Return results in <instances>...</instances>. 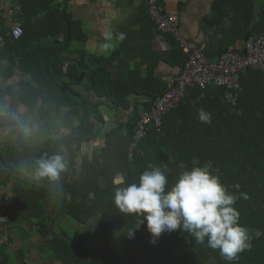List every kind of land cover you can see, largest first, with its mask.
I'll return each instance as SVG.
<instances>
[{
  "label": "crops",
  "instance_id": "0c3cea01",
  "mask_svg": "<svg viewBox=\"0 0 264 264\" xmlns=\"http://www.w3.org/2000/svg\"><path fill=\"white\" fill-rule=\"evenodd\" d=\"M52 1V7L64 10L71 22L78 25L77 30L81 31L83 39L71 40L62 53H49L47 49L44 53L38 47V52L42 53H26V74L19 70L18 56L14 57L12 67L7 61H0V90L8 92L4 97L3 111H0L3 120H0V154H3L0 155V167L16 178L33 183L35 180L22 175L18 166L3 163L2 159L7 160L4 148L16 145L23 134L29 138L43 135L51 141L73 135L60 148L66 164L72 162L76 175L81 172L85 160L95 164L103 173L100 186L110 187L113 193L116 185L127 184L131 166L127 158V134L134 109L137 108L138 114L147 111V103L173 86L181 72L183 56L171 36L158 37L144 0ZM229 1L162 0L160 5L167 15L178 20L181 36L201 47L207 60L216 63L223 50L228 48L243 55L244 42L255 34L250 36L246 31L241 38L227 44L233 15L225 14L224 8L215 5L225 3L226 6ZM252 4L255 25L264 16V0H252ZM50 29L41 19H26V31L33 43L64 42L62 33L49 35ZM109 30L125 33V40L110 55H101L99 44L104 42L103 35ZM102 66L106 68L110 81L128 91L124 98L127 107L116 105L101 87L95 88L90 75L95 68ZM61 83L67 84L66 91L61 88ZM21 84L26 85V106L20 102ZM58 101H67L69 105L61 107L56 104ZM21 118L25 127L14 144L18 135L14 125H21ZM73 133L90 137L78 140ZM41 147L39 142L35 150L38 152ZM16 184L12 180L0 185V207L5 209L7 216V242L1 248V264H61L53 255L50 237L42 233V227L48 226L52 236L60 237L64 236L60 233H65L64 237L77 245L86 242L88 228L61 214V210L52 230L49 228L61 202V193L53 188H60L59 185L37 182L59 193L60 202L55 211L44 201L34 200L23 211L14 192ZM21 185L25 187V184ZM26 188L30 187L26 185ZM38 209H41L39 214Z\"/></svg>",
  "mask_w": 264,
  "mask_h": 264
},
{
  "label": "trees",
  "instance_id": "16d2710c",
  "mask_svg": "<svg viewBox=\"0 0 264 264\" xmlns=\"http://www.w3.org/2000/svg\"><path fill=\"white\" fill-rule=\"evenodd\" d=\"M52 2L19 0L21 10L19 20L24 32L17 41L9 37L5 21L0 17V33L4 37L0 61H7L12 67L14 57L18 56L19 70L26 74V53H42L38 52V48L44 53H47L46 49L50 51L49 53H62L71 40L83 39L81 31L77 30L78 25L71 22L64 10L52 7ZM215 6L224 8L225 14L233 15L228 45L241 38L246 31H249L250 36L255 33L252 37L264 36V16L253 25L252 0H231L226 6L225 3L223 6H220V3ZM31 17L43 20L44 26L49 25L51 28L49 35L56 36L62 33L64 42L53 41L42 45L33 43L26 31V19ZM182 56L184 63L185 57L183 54ZM90 77L95 88L101 87L105 90V95L113 99L116 105L127 107L124 98L128 91L110 81L104 66L95 68ZM69 78L73 81L70 73ZM239 83L240 92L235 109L224 101L223 89L208 90L204 99L199 98L201 93L198 89L193 90L175 110L162 119L160 131L150 129L139 143L126 183L138 182L139 175L149 169V166H165L168 175L166 187H171L180 171L178 168L180 163H184L190 169L202 165L205 161H211L213 168L219 170L214 174L219 175L221 183L230 192L237 195L244 192L248 195L247 200L238 199L234 205L240 213V225L264 232V74L247 70L240 75ZM61 86L66 91L67 84L61 83ZM21 87L23 94L20 96V102L26 106L28 104L25 100L26 85L21 84ZM52 88L56 89L54 86ZM7 94L8 92L0 90V111H3L4 97ZM155 100L147 103V111ZM56 104L61 107L69 105L67 101H58ZM201 108L211 114V123L200 121L197 113ZM139 117L140 114L135 108L129 121L130 131L127 134L129 144L133 140ZM20 123L24 128L22 118ZM73 134L78 140L90 137L82 133ZM72 136L51 141L46 140L43 135L29 138L23 134L16 145L4 148L7 160L2 159L3 163L18 166L22 175L36 182L23 181L0 167V185L10 183L12 180L17 183L14 185V192L23 211L31 206L33 200L44 201L47 207L55 211L60 202L59 193L37 182L59 185L66 196L61 214L88 228L86 242L98 219L105 217L114 221L115 224L107 221L101 223L91 245L86 249L52 236L48 226L44 225L42 233L50 237L49 245L53 255L61 264H102L116 227L117 241L106 264H229L218 250H212L206 243H196L187 233L179 230L164 233L155 243H151L146 227L141 225L134 231V236L129 238L127 235L134 228L137 217L117 212L111 203L112 191L110 187L100 186L99 181L103 173L93 163L85 160L81 172L76 175L70 161L66 164L67 170L55 182L37 177L34 172V161L46 153L61 154V145H66V141L72 139ZM39 142L42 143V147L37 152L36 146ZM31 146L34 147L30 148ZM0 155L2 157L3 154ZM21 184H25V187ZM235 184L240 185L239 192L232 187ZM26 185L30 188H26ZM37 211L39 214L41 209ZM60 235L65 236V233L62 232ZM252 244L250 251L241 253L240 259L231 264H264V235L259 239L254 238Z\"/></svg>",
  "mask_w": 264,
  "mask_h": 264
},
{
  "label": "clouds",
  "instance_id": "9594fccd",
  "mask_svg": "<svg viewBox=\"0 0 264 264\" xmlns=\"http://www.w3.org/2000/svg\"><path fill=\"white\" fill-rule=\"evenodd\" d=\"M125 40V33L112 30L103 35L99 44L101 55H110L119 43ZM201 122L211 123V114L198 109ZM175 182L168 185L167 168L165 166H149L138 177V182L116 185L111 203L117 212L134 215L137 222L128 233L141 225L146 227L151 243L164 233L179 230L187 233L198 244H205L231 264L240 259V254L250 251L253 239H259L264 232L249 229L239 223L240 213L234 207L238 199H248V195L239 192L240 185L234 187L239 195L232 193L221 183L218 169L213 168L211 161L190 169L184 164ZM67 170L63 155L55 153L42 155L34 161V172L37 177L47 178L55 182Z\"/></svg>",
  "mask_w": 264,
  "mask_h": 264
},
{
  "label": "built area",
  "instance_id": "2783aa9c",
  "mask_svg": "<svg viewBox=\"0 0 264 264\" xmlns=\"http://www.w3.org/2000/svg\"><path fill=\"white\" fill-rule=\"evenodd\" d=\"M150 21L159 38L171 36L185 57L180 74L173 86L158 97L149 111L140 113L133 140L128 146L127 158L132 162L139 143L150 129L160 131L162 119L175 110L195 89L200 91V99L210 89H223L225 102L236 108L240 92V75L247 71L264 74V36L250 37L243 45V55L226 49L216 63L209 62L202 53V48L185 40L179 31L178 20L167 15L158 0H144ZM21 10L19 0H0V17L4 19L9 37L17 41L23 36V26L19 20ZM4 46V37L0 33V49ZM7 216L0 207V264L1 248L6 244L5 227Z\"/></svg>",
  "mask_w": 264,
  "mask_h": 264
},
{
  "label": "water",
  "instance_id": "95a60500",
  "mask_svg": "<svg viewBox=\"0 0 264 264\" xmlns=\"http://www.w3.org/2000/svg\"><path fill=\"white\" fill-rule=\"evenodd\" d=\"M158 1H159V3H161L162 0H158ZM246 39H247V38H246ZM0 120H2V119H0ZM2 121H3V120H2ZM14 126L18 129V135H17L16 140L14 141V144H16V143L19 141V139H20V136H21V134H22V132H23V128H22V126L19 125V124H15ZM0 150H1V149H0ZM18 176H19L20 178H23V177L20 176V175H18ZM46 186H48V185H46ZM53 188H55L56 190H58V191L61 193V202H60V205H59L58 210L56 211L55 215H54V216L52 217V219H51V222H50V225H49V228H50L51 230H52V228H53L54 220H55V219L57 218V216L59 215L60 210H61V207L63 206L64 201H65V195H64L63 191H61L60 188H58V187H53ZM106 221L115 224L114 221L109 220V219H107V218H105V217H101L100 219H98V220L96 221V223L94 224L92 230H91V233H90V236H89V239H88L86 245H77V244H75L72 240H70V239H68V238H66V237H64V236H60V237H61L62 239H64L65 241H67L68 243H70V244H72V245H74V246H76V247H80L81 249H86V248H88V247L91 245V243H92V241H93V239H94V237H95L96 231H97L98 227L100 226V224L103 223V222H106ZM52 233H54V232H52ZM117 237H118V228L116 227V228H115V231H114V234H113V236H112L111 243H110V245H109V247H108V249H107V251H106V254H105V256H104V259H103V261H102V264H106V262H107V260H108V257H109V255H110V253H111V250L113 249V247H114V245H115V243H116V241H117Z\"/></svg>",
  "mask_w": 264,
  "mask_h": 264
}]
</instances>
